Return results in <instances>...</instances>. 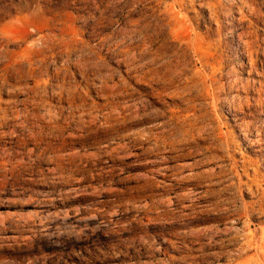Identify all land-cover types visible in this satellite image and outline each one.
<instances>
[{
	"label": "rangeland",
	"instance_id": "1",
	"mask_svg": "<svg viewBox=\"0 0 264 264\" xmlns=\"http://www.w3.org/2000/svg\"><path fill=\"white\" fill-rule=\"evenodd\" d=\"M0 264H264V0H0Z\"/></svg>",
	"mask_w": 264,
	"mask_h": 264
}]
</instances>
